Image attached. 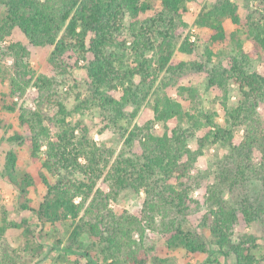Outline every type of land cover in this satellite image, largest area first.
Masks as SVG:
<instances>
[{
    "label": "trees",
    "instance_id": "obj_1",
    "mask_svg": "<svg viewBox=\"0 0 264 264\" xmlns=\"http://www.w3.org/2000/svg\"><path fill=\"white\" fill-rule=\"evenodd\" d=\"M187 1L161 0L158 18L143 20L153 7L149 0H0L7 13L0 22V42L19 29L33 47L54 48L50 62L55 68L67 67V60H75L76 65L87 61L93 94L90 101L109 113L112 123L119 126V121L128 119V107L136 109L132 118L142 107L140 93L149 94L150 78L158 80L162 72L176 74L185 67V62L173 56L176 20L187 26L184 21L189 11ZM253 1L258 4L257 11L246 19L231 0H219L199 14L198 23L209 30L205 38L208 45H226L227 20L247 31L254 42L251 51L246 52L240 46L239 54L230 58L227 68L220 64L209 72V86L224 93L221 105L226 113L225 125L216 122L213 114L186 106L180 99L167 94L157 96L153 119L133 127L124 136L129 150L139 142L141 152L118 156L104 178L109 191L98 186L108 168V156L88 137L86 128L82 136L76 134L78 126L69 121L71 114L66 105L61 101L54 103L52 81L37 76L33 70L28 47L15 42L0 48V58L7 56L13 60L11 72L0 67L12 96L24 95L31 85L36 86L45 100L58 108L49 120L57 127L53 136L41 108L35 111L22 108L18 124L23 135L11 127L14 133L9 137L10 141L28 146L32 161L54 178L52 182L42 174L47 193L38 209L32 211L43 223L71 222L67 245L62 247L63 242L58 240L49 251L61 250L66 255L85 258L90 264H100L93 251L102 264H170L167 258L149 256L146 237L149 231H157L165 236L168 249L180 248L191 256L211 253L201 236L188 230L186 224L199 207L191 197L196 185L193 172L205 151L219 146L230 150L228 159L233 162L221 169L208 188L209 212L204 216V224L216 251L223 257L234 255L237 264L257 263L252 252L256 248L254 236L242 238L238 243L232 239L240 214L251 224L264 213V206H256L259 202L250 194L252 187L264 185V121L259 113L264 104V75L246 68L251 60L264 61V0ZM159 23L169 28L159 30ZM125 34L133 39L129 47L128 41L122 39ZM129 49L137 59L136 68L124 66ZM179 50L192 54L195 45L186 38ZM148 52L157 54L155 67L147 60ZM207 53L211 60L213 51L208 48ZM230 82L237 84L241 92L235 107L228 106ZM115 91L121 92L120 98L112 94ZM184 92L192 100L198 98L195 89L180 87L181 96ZM16 106L8 104L6 109L14 112ZM157 124L163 125L162 135L154 133ZM240 129L244 136L236 145L234 137ZM194 141L196 146L191 148ZM17 161V155L9 153L5 173L26 201L22 209L31 210L27 203L34 178L26 174L19 180L15 175ZM130 189L144 191L146 195L142 218L127 210L111 208V202ZM234 197L240 200L233 203ZM23 226L5 224L0 227V236ZM29 232L26 228V233ZM87 239L92 243L90 250ZM36 250L34 258L40 256L39 249ZM13 253L16 255L18 251H4L9 259L15 260Z\"/></svg>",
    "mask_w": 264,
    "mask_h": 264
},
{
    "label": "rangeland",
    "instance_id": "obj_2",
    "mask_svg": "<svg viewBox=\"0 0 264 264\" xmlns=\"http://www.w3.org/2000/svg\"><path fill=\"white\" fill-rule=\"evenodd\" d=\"M231 1L238 5L239 13L243 19H246L252 12L257 11L258 4L253 0ZM149 2L153 7L143 17V20L151 19L152 17L158 18L157 12L162 9L161 0H149ZM218 2L219 0L187 1L186 4L189 11L184 16L187 26H183L179 20H176L177 27L174 31V35H176V48L173 56V59L185 62V67L176 74L167 71L162 72L158 80H154L153 77L150 78L151 91L147 96L146 93L144 95L140 93L142 107L137 111L134 118L131 115L135 112V107H128L126 109L128 119L119 121V126L112 123L109 113L90 101L93 94L86 70L87 61H81L76 65L75 60H67V67L65 66L61 69L55 68L50 62L54 48L51 46L33 47L19 29H14L10 37L3 42L1 41L0 48H4L10 43L15 42H21L28 47L33 70L37 76H46L52 81L53 90L51 93L54 103L61 101L66 105L71 114L69 121L73 126H78L76 134L79 137L82 136L84 128H86L88 137L108 156L106 161L109 165L98 186L109 191L104 178L118 156L123 154L131 156L134 153L141 152L139 142H136L134 148L129 150L125 145L126 137L124 136L133 127L137 125L143 126L153 119L154 103L157 96L167 94L175 99H180L186 106H192L193 108L213 114L216 122L225 125L226 113L221 105L224 100V93L217 87L209 86V72L220 64L227 68L230 58L239 54L240 46L246 52L251 51L254 47V42L248 36L247 31L233 25L230 20H227L226 27L229 31V37L226 45H208L206 43L205 38L209 30L198 23L199 14L205 8L214 7ZM6 15V8L0 4V22L6 19ZM165 28H169V26L163 23L158 24L159 30H164ZM186 38L189 39L190 43L195 45V50L192 54L182 53L179 50ZM122 39L128 41V47L131 46L133 39H131L130 35L125 34ZM208 48L213 51L211 60H209L207 53ZM133 54L132 50L129 49L124 59L125 67L136 68L138 66L137 59ZM146 57L155 67L157 54L155 52H148ZM12 66L13 60L10 57L4 56L0 58V67L4 71L11 72ZM246 68L250 72L264 75V61L251 60L246 65ZM136 82H140L139 77L136 78ZM180 87L195 89L198 98L192 100L188 92H184L181 96L179 93ZM140 91L142 92V87H140ZM112 94L116 98H120L121 96L120 91H115ZM240 96L239 86L230 82L228 106H237ZM13 103L17 104L16 111L11 112L6 109V106ZM55 104L48 103L45 97L41 95L39 89L32 85L24 95L18 93L12 96L9 82L6 76L0 72V121L2 124V128L0 129V227L10 223L25 224V226L19 229L11 228L6 232L5 236H0V264H90L85 258L66 255L61 250L53 249V251H49V249L57 245L58 240L63 242L62 247L67 245L72 230L70 228L71 222H59L52 225L50 223H43L38 219V216L32 209H38L47 193V187L41 178L42 174L49 177L52 182L54 178L42 170L40 165L32 161L31 149L28 146L18 141L9 140L14 130L23 135V131L18 124V115L22 108L32 111L41 108L48 120L46 123L50 127L52 136L56 134L57 127L53 122L49 121L58 112L57 105ZM259 113L264 121V104L260 106ZM170 127H174V125L171 124ZM153 130L157 135L164 133L162 124H157ZM243 136L244 131L242 129L238 130L235 133L234 143L239 145ZM195 146V141L190 144L191 148H195ZM229 151L227 148L212 146L200 157L196 170L193 172L196 185L191 193V197L199 203V207L189 216L186 228L199 234L202 241L211 250V253L191 256L180 248L168 249L166 238L163 234L157 231H149L146 237V246L150 249V258L154 256L167 258L170 264H237L234 255L225 258L216 251L212 244L211 233L204 224V216L209 212V205L207 204L208 188L215 183L216 178L219 177L221 169L225 165L231 166L233 161L228 159ZM9 153H15L18 157L15 170L17 178L20 180L26 174L34 178V185L30 189L29 202L27 203L31 210L22 209V204L26 201L19 193V190L8 180L5 173V163ZM255 157L258 159L259 155ZM250 194L255 196L253 200L259 202L256 206H264V185L262 183L258 189L252 187ZM145 197L144 191L126 190L119 196L117 201L111 202V208L115 210H127L132 215L142 218ZM227 198L230 199L231 196L228 194ZM239 200L240 198L238 197L232 198L233 203ZM6 220L7 223H5ZM26 228H29V233H26ZM247 236H254L256 238V248L252 251L257 260L256 264H264V213L260 215L256 222L251 224L246 222L242 214L239 215L233 230L232 239L235 243H238L242 238ZM86 245L89 247V250L92 248V243L89 239L86 240ZM34 249H39L40 256L33 257ZM5 250L9 251V253L17 250L18 254L16 253L15 255L13 253L15 260L9 259L4 254ZM93 255L102 264L101 258L94 251Z\"/></svg>",
    "mask_w": 264,
    "mask_h": 264
}]
</instances>
